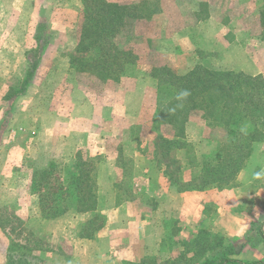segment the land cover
Masks as SVG:
<instances>
[{
	"label": "rangeland",
	"instance_id": "rangeland-1",
	"mask_svg": "<svg viewBox=\"0 0 264 264\" xmlns=\"http://www.w3.org/2000/svg\"><path fill=\"white\" fill-rule=\"evenodd\" d=\"M106 1H118V3L129 6V4H133L131 1L139 0ZM149 1L151 2L145 4L144 8L143 4L140 6L142 11L139 15L142 17L130 22L129 19L126 20L122 26L117 27L118 32L113 37L104 39L105 41L102 39V44L101 42L99 44L102 47L99 46V48L103 50L110 49L111 55L115 53L114 49L127 52L129 50L133 51L136 56L135 63H137L134 74H137L138 69L144 67L146 68L144 71L155 81V98L151 94L152 98L149 101V108L154 111L149 121L150 125L146 129L147 131L142 130L143 133L137 130L135 131L137 134L135 132L123 134L121 129H123L124 123L119 120L115 123L111 136L107 137L104 142L106 145L104 153L95 154L94 150L92 152L91 149L79 152L80 159L92 160L94 163L95 171L93 172L96 177L97 191L99 188L109 191L111 182L109 178L118 177L117 191L118 199L121 202L129 201V187L141 182L133 180L136 169L134 164H129V154L133 152V148L129 149V140H140L147 133H154L153 140L150 142L149 139V142L155 144V149L147 152L151 163L146 165L149 175L154 177L147 184L153 189L159 186L168 189L174 186L175 190L187 186L197 187L200 185V179L197 182L194 181L200 178V172L209 169L214 172L217 171L220 168L219 157L221 152L222 155H225L226 152L223 153V150L229 147L222 121L207 122L202 118L201 112L198 111H194L185 121L189 127L191 126L188 136L190 143L184 145L181 152H175L173 149L176 146L183 145L164 144V146L160 138L158 140V136L173 134L174 129L156 117L158 104L164 100L161 96L158 99L157 81L150 73L154 68L155 72L163 77L162 69H170L176 75H180L173 68L171 57L162 51L165 47L164 44L171 39L172 35L194 26L199 19L209 17L211 7H215L212 22H230L237 25L239 29H245L246 34L241 35V39L247 41L249 46H252L255 41L264 44V27L259 23V11L264 7V0H167L170 2L163 4V7L158 2ZM83 13L84 7L81 0H0V146L11 144L9 140L17 141L19 139L22 144H26V142L29 144V138L38 131L40 119L34 122L28 113L33 109L36 110L35 112L47 109L49 107L48 101L29 99L25 95L30 86L33 89L38 88L41 92L46 90V84L42 83L41 80V77L47 74V69L44 66L46 61L58 59L59 57H56V55H68L69 59L70 57H78L85 61L86 59H93L96 55L98 56L99 53L97 54V52H95L96 55H92L94 54V48H92V51L78 49V38L83 25ZM106 14L107 11L100 13L101 16H106ZM244 36L245 39H243ZM231 38L229 33L224 38L225 41L221 39L220 42L225 44ZM62 48L66 52H61L60 49ZM51 49H55L57 53H49ZM215 55L220 58L218 53H215ZM52 62L55 68L54 72L58 70L61 73L62 69L56 68V62ZM39 65H41L40 68ZM69 66L73 76V85L83 91V96L88 102L93 103V105L101 103L102 107H107L111 104L109 100L115 94L116 97L118 96L121 99L116 101L117 107H125L128 103L127 107L129 108V96L117 94L115 81L102 80L93 74L76 73L72 66ZM232 72L244 74L242 72ZM257 77L264 80L263 77ZM38 79H40L39 82ZM43 81H46V77ZM72 91L73 88L70 87L69 92ZM133 99L135 100L131 111L134 113V110L141 106L139 101L142 100L138 95ZM70 101H65L63 107H70ZM142 106L143 108L148 107V101L143 102ZM40 139L44 141L45 135L40 136ZM42 141L38 142L41 143ZM91 142H96L95 138H92ZM218 150L222 151L218 152ZM47 151H53L52 153L56 158L50 163L58 167L57 171L61 173H65L67 169L72 171L77 160V154L75 156L71 154L60 155V151L56 147L47 149ZM3 153H6L5 150L0 148V157ZM263 153L259 149L257 157L260 159H257L256 164H253V160H251L252 162H248L243 170L239 172L243 178L240 184H238L239 181L236 182L238 174L229 187L222 189L238 187L240 190L241 188L257 186V188L264 190V178L262 173L259 172L260 165L263 163V160H261V158L263 159ZM115 154L120 159L117 166L121 169V172L117 169L111 171L109 165L105 163V159ZM212 154H216L218 158L209 157ZM42 156L39 148H32L27 156L22 157L20 165L14 168V177L11 183L20 184L25 192L24 186L27 178L29 180V176H33L34 173L44 169L34 168L31 161L35 160L34 158L40 159ZM158 168L163 169L165 173H160L161 170ZM161 175L163 176L160 178ZM28 187L30 188V183ZM217 190L221 189L210 185L204 189L203 192H206L208 201L205 207L204 221L191 231L186 240H178V243H176L175 238L179 236L180 229L177 221L171 219L166 222L168 234L164 242L165 248L171 250V253L174 248L177 251L175 256L171 255L170 260L178 258L181 254H185V260L192 257L195 249H197L196 246L191 244L193 239L199 241L200 248L210 249L209 256L218 253L219 250L215 246L219 242H222L225 247L227 244L236 242L233 238L225 239L220 233L215 232L217 228L214 226L213 221L218 198ZM32 194L33 197L22 194L20 197L8 198L5 196L6 194L0 192V264H8L11 261L14 264H45L48 261L45 260L46 255L53 253L52 247L55 244H51L47 226L44 223L47 220L40 215L38 200L36 201L34 197L37 195L33 192ZM105 203L107 205L108 201L106 200ZM153 204L155 203L153 202ZM102 221L104 219L98 217L93 226H97ZM254 229L264 234V224L261 228L256 227ZM61 247L59 245L60 249ZM194 259H197L198 264L203 263V259H200V257L196 256ZM182 260L183 258H181L179 264L186 263ZM48 262L53 263L52 259ZM153 262L156 261H145L143 264H153Z\"/></svg>",
	"mask_w": 264,
	"mask_h": 264
},
{
	"label": "crops",
	"instance_id": "crops-1",
	"mask_svg": "<svg viewBox=\"0 0 264 264\" xmlns=\"http://www.w3.org/2000/svg\"><path fill=\"white\" fill-rule=\"evenodd\" d=\"M152 1L158 2L161 6L170 2ZM139 2L142 1H131L133 4ZM211 9L209 17L199 19L194 26L175 33L164 44L165 47L161 48L171 57L176 73L185 74L199 65L207 69L236 71L251 77L264 78V44L255 41L249 46L247 41L241 39V35L246 34L245 29H239L230 22H212L215 7ZM229 33L231 40L222 44L221 39L224 40ZM245 38L244 36L243 39ZM60 50L66 52L63 48ZM50 52L57 53L55 49H51ZM215 53H218L220 58H217ZM56 57L59 58L51 60L56 62V68L62 69L61 73L58 70L54 72L52 61H46L44 66L47 74L41 77L42 83L46 84V90L41 92L38 88L33 89L30 86L25 95L29 99L48 101L47 109L38 112L33 109L28 113L34 122L40 119L38 131L29 138V144L27 142L22 144L19 139L9 140L11 144L0 146L6 152L0 157L2 164L0 192L6 194L8 198L20 197L22 194L33 197L31 188L28 187L32 176L25 181V192L20 184L11 183L14 168L20 165L22 157L27 156L32 148H39L43 155L40 159L34 158L35 160L31 161L33 167L42 169L56 158L53 151L47 149L56 147L60 155L75 156L86 149H91L92 152L94 150L95 154H102L106 151L104 142L111 136L115 123L119 120L124 123L121 129L123 134L137 130L143 133L142 130L147 131L150 125L149 121L154 111L149 108V101L152 98L151 94L155 98L156 83L144 71L146 68L142 67L137 70V74L121 77L119 82H114L117 94L129 96V108L128 103L125 107H117L116 101L119 98L115 94L109 100L111 101L109 107H102L101 103L93 105L88 102L83 96V91L73 85L69 56ZM45 77L46 81H43ZM70 87L73 88L72 92H69ZM137 95L141 97L142 101H139L141 106L133 113L131 111L135 100L133 98ZM65 101L71 102L70 107H63ZM145 101H148V107L143 108ZM190 131L191 126L185 123L181 137L163 134L162 138L186 145L190 143L188 140ZM42 135H45L44 141L40 139ZM153 135L154 133H147L140 140H129V149L133 148V152L129 154V164H134L136 169L133 180L142 182L129 187V201L121 202L118 199L117 176L109 178L111 181L109 191L100 188L97 191V212L104 216L105 220L104 226L91 238L80 236L83 226L92 218L90 213L68 212L59 218L44 221L51 244H55L52 247L53 253L46 255V261L52 259V264H143L150 260L165 262L170 260L171 255L177 254L176 248L172 253L165 248L164 242L168 234L166 222L171 219L177 221L180 229L179 236L175 238L176 243L178 240H186L191 231L204 221L207 195L204 190L179 192L174 186L169 189L160 186L155 189L149 187L147 182L154 177L149 175L146 165L151 163L147 152L155 149V144L150 143ZM92 138H95L96 142H91ZM157 138L159 140L160 137ZM182 148L184 146H176L173 151L181 152ZM259 149L264 152V134L262 141L255 146L256 151L251 158L253 162L250 160L249 163L256 164L257 159H260L257 157ZM109 157L105 159V163L109 165L111 171L117 169L121 172L117 166L120 160L118 155ZM261 160L263 163L259 172L264 178V155ZM159 170L160 173H165L163 169ZM241 176L239 174L236 181H239L238 184L242 182ZM217 196L213 221L217 228L215 232L220 233L225 239L233 238L240 245L237 254L231 258L246 263L264 261V234L254 229L261 228L264 223V190L257 186L240 190L238 187L221 189L217 190ZM34 197L37 201V196ZM59 245L62 246L61 249ZM48 261L45 264H51Z\"/></svg>",
	"mask_w": 264,
	"mask_h": 264
},
{
	"label": "trees",
	"instance_id": "trees-1",
	"mask_svg": "<svg viewBox=\"0 0 264 264\" xmlns=\"http://www.w3.org/2000/svg\"><path fill=\"white\" fill-rule=\"evenodd\" d=\"M81 1L84 13L78 49L92 51L94 48L92 55H96L95 52L99 54L86 61L78 57H70L69 62L74 71L80 74H93L99 79L115 82L121 77L133 75L137 64L133 51H118L113 48L115 53L111 55L110 49L103 50L99 48L102 47L99 44L102 39L113 37L118 32L117 27L122 26L126 20L129 19L130 22L142 17L139 15L142 11L140 6L143 4L144 8L149 2L142 1L128 6L106 0ZM102 11H107L106 16L100 15ZM259 23L264 27V7L259 11ZM164 70L162 69L163 77L156 73L154 68L150 73L157 81L158 99L161 96L164 100L161 102L157 99L160 101L156 110L157 119L169 124L174 129L175 137H181L188 117L194 111L201 112L202 118L207 122L222 121L229 145L223 150V153L226 152L225 155H222V152L221 155L219 154L220 168L217 171L202 170L200 178L194 181L200 179V185L187 186L178 191H202L209 185L218 189L229 187L251 160L256 151L255 146L263 139L264 80L232 71L207 69L199 65L183 75H176L170 69L165 72ZM185 90L190 94L181 97L180 93ZM160 140L163 145H183L162 137ZM220 151L222 150H218ZM209 157L218 158L216 154ZM76 158L72 171L67 169L65 173L57 171L58 167L49 163L46 168L33 174L30 188L37 195L38 207L43 219L53 220L68 212L92 214L91 220L83 226L80 234L81 237L91 238L104 226V221L93 226L98 217L104 219V216L97 212L98 194L93 172L95 166L92 160L80 159L79 152ZM191 244L197 249L187 260L185 254H181L176 259L153 262V264H179L181 258L183 262L186 261L185 264H195L196 256L203 259V263L200 264H264V261L246 263L231 258L238 252L240 245L237 242L227 244L226 247L219 242L215 246L219 251L214 256H209L210 249L200 248L199 241L193 239Z\"/></svg>",
	"mask_w": 264,
	"mask_h": 264
},
{
	"label": "clouds",
	"instance_id": "clouds-1",
	"mask_svg": "<svg viewBox=\"0 0 264 264\" xmlns=\"http://www.w3.org/2000/svg\"><path fill=\"white\" fill-rule=\"evenodd\" d=\"M189 94H190V93L187 92V91L185 90V91H182V92L180 93V96H181V97H187Z\"/></svg>",
	"mask_w": 264,
	"mask_h": 264
}]
</instances>
